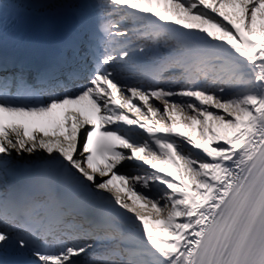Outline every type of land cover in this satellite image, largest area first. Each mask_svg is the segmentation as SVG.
Segmentation results:
<instances>
[{
  "label": "snow or ice",
  "instance_id": "snow-or-ice-1",
  "mask_svg": "<svg viewBox=\"0 0 264 264\" xmlns=\"http://www.w3.org/2000/svg\"><path fill=\"white\" fill-rule=\"evenodd\" d=\"M0 264H264V0H0Z\"/></svg>",
  "mask_w": 264,
  "mask_h": 264
}]
</instances>
